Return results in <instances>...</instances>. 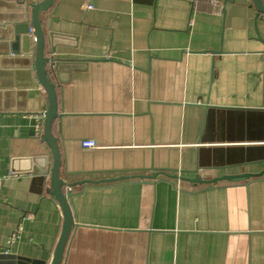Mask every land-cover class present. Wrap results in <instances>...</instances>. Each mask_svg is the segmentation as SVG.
Returning a JSON list of instances; mask_svg holds the SVG:
<instances>
[{"label": "crops", "instance_id": "0c3cea01", "mask_svg": "<svg viewBox=\"0 0 264 264\" xmlns=\"http://www.w3.org/2000/svg\"><path fill=\"white\" fill-rule=\"evenodd\" d=\"M42 24L46 53L64 65L49 69L75 220L62 264H264V175L181 180L198 167L218 178L264 172L254 3L55 0ZM34 79H0V264H50L64 224L42 142L47 95ZM89 139L96 149L82 147ZM40 157L45 180L32 166Z\"/></svg>", "mask_w": 264, "mask_h": 264}, {"label": "water", "instance_id": "95a60500", "mask_svg": "<svg viewBox=\"0 0 264 264\" xmlns=\"http://www.w3.org/2000/svg\"><path fill=\"white\" fill-rule=\"evenodd\" d=\"M254 3L260 13L264 14L263 0H250ZM55 0H0V77L3 81H8L12 85L13 80L17 79L19 74L31 76L35 74V84L37 83L44 89L48 108L43 114V138L42 142L47 144L52 152V166L50 170L51 196L56 199L63 213V228L60 239L57 243L54 257L50 264H62L64 254L68 247L70 236L75 224L73 209L64 193V181L61 179V161L62 154L58 143V138L53 135V124L58 119V100L56 92V84L50 78V67L52 71L59 73L61 67L64 66L60 60L52 59L46 53V32L42 24V16L47 13L54 5ZM54 35L50 33L51 42ZM51 54H56V48L51 47ZM13 55V58H7ZM9 64L10 66H8ZM12 66V67H11ZM11 67V71L6 72ZM17 68L16 71H14ZM33 83V85H34ZM13 86V85H12ZM45 157L32 160V166L42 171L43 179L47 175V163ZM27 172H34L33 168L27 169ZM213 172V174L211 173ZM194 177L181 178L182 181L192 183L193 185H216L223 181H237L249 177H260L264 175L261 172L257 175H226L225 177H215L214 171H204L198 167L195 171H191ZM213 176L209 182L206 177ZM155 175L152 179H156ZM171 178H178L177 176Z\"/></svg>", "mask_w": 264, "mask_h": 264}, {"label": "built area", "instance_id": "2783aa9c", "mask_svg": "<svg viewBox=\"0 0 264 264\" xmlns=\"http://www.w3.org/2000/svg\"><path fill=\"white\" fill-rule=\"evenodd\" d=\"M89 9H93V6L92 5H87L83 8V11L84 10H89ZM36 130L37 131H41V125H36ZM82 147L84 149H96L98 147L97 145V142L95 140H92V139H89L87 141H84L82 143ZM16 178H18V176H15Z\"/></svg>", "mask_w": 264, "mask_h": 264}]
</instances>
